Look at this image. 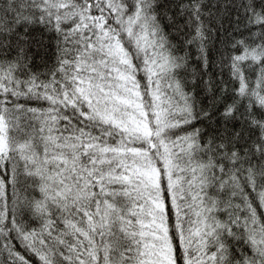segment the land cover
<instances>
[{
  "label": "snow or ice",
  "instance_id": "1",
  "mask_svg": "<svg viewBox=\"0 0 264 264\" xmlns=\"http://www.w3.org/2000/svg\"><path fill=\"white\" fill-rule=\"evenodd\" d=\"M0 264H264V0H0Z\"/></svg>",
  "mask_w": 264,
  "mask_h": 264
}]
</instances>
